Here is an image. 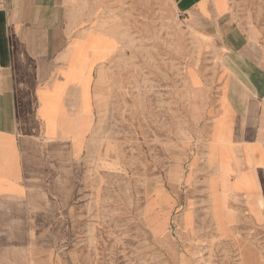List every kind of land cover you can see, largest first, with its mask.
<instances>
[{
	"label": "rangeland",
	"instance_id": "1",
	"mask_svg": "<svg viewBox=\"0 0 264 264\" xmlns=\"http://www.w3.org/2000/svg\"><path fill=\"white\" fill-rule=\"evenodd\" d=\"M161 2L120 0L114 15L103 8L119 21V49L111 58L114 40L103 50L101 36L84 35L85 54L93 37L100 46L85 57L90 71L110 59L65 212L30 220L33 251L22 257L33 264H264V226L239 211L231 230L224 205L215 202L214 179L209 205L206 179L199 177L207 173L202 155L213 149L206 142L209 122L193 114L185 77L195 80L193 68L216 74L225 49L192 33ZM229 2L242 29L264 49V0ZM91 125L89 117L86 130ZM215 126L214 120L210 140Z\"/></svg>",
	"mask_w": 264,
	"mask_h": 264
},
{
	"label": "crops",
	"instance_id": "2",
	"mask_svg": "<svg viewBox=\"0 0 264 264\" xmlns=\"http://www.w3.org/2000/svg\"><path fill=\"white\" fill-rule=\"evenodd\" d=\"M84 1L88 7L83 0H0V264H33L22 257L33 251L32 215L65 212L70 175L95 123L96 91L106 62L119 49L113 15L120 0ZM161 3L192 33L225 49L216 74L202 76L193 68L195 80L185 77L193 114L209 122L206 142L213 150L208 155L205 145L207 173L199 176L206 179L208 203L212 178L215 202L226 204L231 230L243 211L264 226L263 45L242 29L229 0ZM103 8L113 15L105 16ZM90 30L101 36L103 50L111 47L108 39L117 45L91 71L85 57L100 46L93 37L85 54ZM88 112L92 125L86 130ZM213 120L216 137L210 140ZM199 159L194 156L191 165Z\"/></svg>",
	"mask_w": 264,
	"mask_h": 264
},
{
	"label": "bare ground",
	"instance_id": "3",
	"mask_svg": "<svg viewBox=\"0 0 264 264\" xmlns=\"http://www.w3.org/2000/svg\"><path fill=\"white\" fill-rule=\"evenodd\" d=\"M260 206H262V202L260 203ZM222 208H223V211H222L223 216H224V218H226L228 220V213H229V211L226 208V204ZM228 221H230V220H228Z\"/></svg>",
	"mask_w": 264,
	"mask_h": 264
}]
</instances>
